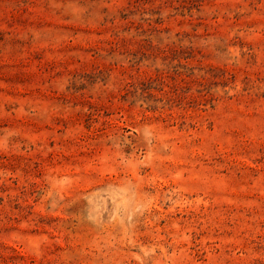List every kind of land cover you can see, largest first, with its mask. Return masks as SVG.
<instances>
[{"label": "rangeland", "instance_id": "rangeland-1", "mask_svg": "<svg viewBox=\"0 0 264 264\" xmlns=\"http://www.w3.org/2000/svg\"><path fill=\"white\" fill-rule=\"evenodd\" d=\"M0 264H264V0H0Z\"/></svg>", "mask_w": 264, "mask_h": 264}]
</instances>
